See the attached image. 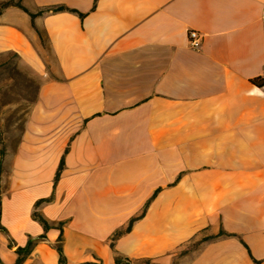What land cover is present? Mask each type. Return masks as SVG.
Returning a JSON list of instances; mask_svg holds the SVG:
<instances>
[{"label": "crops", "instance_id": "0c3cea01", "mask_svg": "<svg viewBox=\"0 0 264 264\" xmlns=\"http://www.w3.org/2000/svg\"><path fill=\"white\" fill-rule=\"evenodd\" d=\"M21 4L65 7L34 26L16 5L0 12V55L37 84L3 137L0 225L15 246L45 235L21 264H58L59 221L66 264H116L114 251L126 264H264V0ZM14 248L0 230L1 262Z\"/></svg>", "mask_w": 264, "mask_h": 264}, {"label": "trees", "instance_id": "16d2710c", "mask_svg": "<svg viewBox=\"0 0 264 264\" xmlns=\"http://www.w3.org/2000/svg\"><path fill=\"white\" fill-rule=\"evenodd\" d=\"M7 5H16V6L20 7V8H22L24 11L28 12V14H29V16L31 18V22H32L33 26H34L33 18H34V16L36 14H39L42 11H45V10H48V9H51L53 11H57V10H61V9L65 8L63 5H57V6H52L50 8L40 9L37 12L34 13V12H30L26 7H24L21 4V0H0V12ZM11 54L16 57L15 53H11ZM4 155H5V147H4V143H3V137H2L1 132H0V173H1V163L3 161ZM62 164H63V157H61L59 165L57 167V170H56V173H55V176H54V183L58 179L59 172H60V170L62 168ZM154 194H155V192L145 202V204L143 205L141 211L138 214H135V215H133V216H131L129 218L125 228H123V229L120 228V229H117V230H115L113 232V234L111 235V238H110L111 247H113V241L119 235H121L124 231L129 230V228H130L131 224L133 223V221L143 215V213H144V211H145L150 199L154 196ZM44 200H48V199H39V200H37L35 202V207L40 202H42ZM32 217L42 224L44 230H46L49 227L53 226V224H50L48 222V220L45 217H43V215L40 212H38L36 209L33 210ZM56 226L60 230V233H59V235L57 237V241L54 244V247H55V249L57 250V253H58V264H66V257H65V254L63 253V249H62V221L57 222ZM0 230H2L7 235L8 245L10 247H13V246L15 247L14 250H15L17 256H16L14 264H21L24 261V259L27 257V255L31 252V250H32L33 246L35 245V243H37L40 240H44L45 239V235L44 234H40V235H37V236H34V237L29 236V238H28V240H27V242H26V244L24 246H15L14 241L9 237V235L6 232V230L1 225H0ZM223 233L224 232L222 230H220L217 234H206V235H203V236H201V237H199V238H197L195 240H191L183 249H181L180 254L185 253V252H187V251H189L191 249L197 248L203 241L211 239V238H214V237H217V236H219V235H221ZM114 260H115L116 264H126V263L130 262V260L128 258H126L125 256H122L117 251H114ZM142 261L144 263H146V264H149L148 259H143ZM0 264H4V263L1 262V260H0ZM77 264H102V261H101V259L96 257L95 261H83V262H79Z\"/></svg>", "mask_w": 264, "mask_h": 264}, {"label": "rangeland", "instance_id": "374dc122", "mask_svg": "<svg viewBox=\"0 0 264 264\" xmlns=\"http://www.w3.org/2000/svg\"><path fill=\"white\" fill-rule=\"evenodd\" d=\"M42 47L45 44L42 41ZM37 84L16 65L11 53L0 55V132L2 137L15 138L29 104L35 97ZM203 235H200L201 237Z\"/></svg>", "mask_w": 264, "mask_h": 264}, {"label": "built area", "instance_id": "2783aa9c", "mask_svg": "<svg viewBox=\"0 0 264 264\" xmlns=\"http://www.w3.org/2000/svg\"><path fill=\"white\" fill-rule=\"evenodd\" d=\"M198 33L195 30H190L188 32V44L191 48H198Z\"/></svg>", "mask_w": 264, "mask_h": 264}]
</instances>
